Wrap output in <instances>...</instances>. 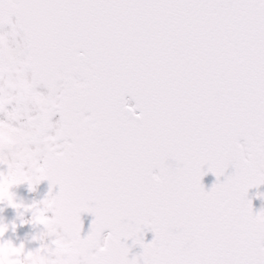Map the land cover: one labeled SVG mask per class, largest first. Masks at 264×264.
Returning a JSON list of instances; mask_svg holds the SVG:
<instances>
[{
	"label": "snow or ice",
	"instance_id": "6c2138e0",
	"mask_svg": "<svg viewBox=\"0 0 264 264\" xmlns=\"http://www.w3.org/2000/svg\"><path fill=\"white\" fill-rule=\"evenodd\" d=\"M260 184L264 0H0V204L43 226L0 264H264Z\"/></svg>",
	"mask_w": 264,
	"mask_h": 264
},
{
	"label": "flooded vegetation",
	"instance_id": "af4514ba",
	"mask_svg": "<svg viewBox=\"0 0 264 264\" xmlns=\"http://www.w3.org/2000/svg\"><path fill=\"white\" fill-rule=\"evenodd\" d=\"M230 169V168H229ZM229 169L226 172L229 175ZM225 173V175H226ZM224 175V176H225ZM222 176V177H224ZM211 177V176H210ZM40 186L43 191L40 190ZM47 180L41 181L38 185L34 186L33 191H29L28 185L20 184L10 189L15 197V202L23 204L25 207L30 208L32 204L40 206V202L48 194ZM59 191V186H52V193L55 194ZM255 206L258 210L264 211V196L261 198L260 192L257 191L254 194ZM20 213H23L21 216ZM50 217V214H46ZM94 217L89 213H82L81 220L83 222L82 237L87 235L88 229L90 228L91 221ZM32 211H24V209H13L7 204H0V223L7 226L2 238L3 241H10L14 246L24 245L25 252L35 250L41 246V240L39 239L43 226L31 223ZM12 225H15L13 229ZM88 227V229L86 228ZM37 237V239H33ZM48 238H44V242H47Z\"/></svg>",
	"mask_w": 264,
	"mask_h": 264
},
{
	"label": "bare ground",
	"instance_id": "6f19581e",
	"mask_svg": "<svg viewBox=\"0 0 264 264\" xmlns=\"http://www.w3.org/2000/svg\"><path fill=\"white\" fill-rule=\"evenodd\" d=\"M207 166L205 165L203 168H202V172H204L205 174L202 176L201 178V184L203 186V189L204 191H210L213 184L215 183H218L217 181H214L211 177H210V174L209 172L207 171ZM47 185H49V182L47 181ZM252 189H259L260 191L262 189H264V184H260L258 186H255V187H252ZM249 191V190H248ZM248 193V192H247ZM247 195V194H246ZM146 241V240H144ZM136 254L139 255L140 254V250L136 251Z\"/></svg>",
	"mask_w": 264,
	"mask_h": 264
},
{
	"label": "water",
	"instance_id": "95a60500",
	"mask_svg": "<svg viewBox=\"0 0 264 264\" xmlns=\"http://www.w3.org/2000/svg\"><path fill=\"white\" fill-rule=\"evenodd\" d=\"M255 190L256 189L250 188L249 191H248V193H247V195H246V199L251 201V207H252L253 215L258 214V212L256 211V209L254 207V203H253V200H252V195L255 192ZM261 193H263V189L261 190Z\"/></svg>",
	"mask_w": 264,
	"mask_h": 264
},
{
	"label": "clouds",
	"instance_id": "9594fccd",
	"mask_svg": "<svg viewBox=\"0 0 264 264\" xmlns=\"http://www.w3.org/2000/svg\"><path fill=\"white\" fill-rule=\"evenodd\" d=\"M4 259L7 260V256L6 255H5Z\"/></svg>",
	"mask_w": 264,
	"mask_h": 264
}]
</instances>
